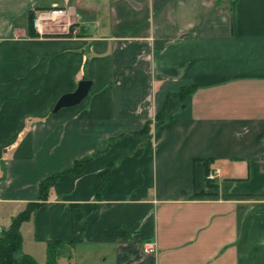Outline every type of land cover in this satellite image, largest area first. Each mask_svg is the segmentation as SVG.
<instances>
[{"label": "crops", "instance_id": "crops-1", "mask_svg": "<svg viewBox=\"0 0 264 264\" xmlns=\"http://www.w3.org/2000/svg\"><path fill=\"white\" fill-rule=\"evenodd\" d=\"M55 5L65 28L31 35L28 10ZM83 78L89 93L54 111ZM90 155L28 219L44 250L62 240L68 264H264V0H0L5 226Z\"/></svg>", "mask_w": 264, "mask_h": 264}, {"label": "trees", "instance_id": "trees-1", "mask_svg": "<svg viewBox=\"0 0 264 264\" xmlns=\"http://www.w3.org/2000/svg\"><path fill=\"white\" fill-rule=\"evenodd\" d=\"M37 11L33 8L29 9L27 12V30L31 35H39V31L35 26V17ZM191 90L190 86L182 87L177 94L181 97L185 96ZM161 117V112L156 115ZM150 129V121H148L144 127V131ZM141 131H139L140 133ZM93 155L84 156L76 159L73 165L69 168L56 171L45 177L40 182V199L29 201L25 208L18 212L12 217V220L7 226H0V264H59L57 260L58 247L62 244V240L56 239L51 240L48 245V257L44 262H40L33 254L29 252H24L23 247V234L21 231V225L24 220L30 218L34 210L42 204L43 200L47 199L49 192L54 184L70 174L81 173L88 160H90ZM107 171L100 173L97 176L96 190L99 191L106 178ZM217 181L214 180V185Z\"/></svg>", "mask_w": 264, "mask_h": 264}, {"label": "rangeland", "instance_id": "rangeland-1", "mask_svg": "<svg viewBox=\"0 0 264 264\" xmlns=\"http://www.w3.org/2000/svg\"><path fill=\"white\" fill-rule=\"evenodd\" d=\"M68 22V18L66 16V14L61 15L59 17H56L53 20H49L48 22H46V27L48 29L54 30V31H61L65 28V24ZM24 206H21L19 208V210H21ZM2 210V215L3 212H7L6 211V207H1ZM4 212V214H5ZM2 215H0V224L5 226L6 223L8 222V219H4V217H1ZM6 216V215H4ZM29 219V218H28ZM24 220L21 226V231L23 233V251L24 252H29L31 254H33L40 262H44L47 257H48V252L44 247L39 244L38 242L35 241L34 237H33V230L31 229L32 227V221L31 220ZM67 256V255H66ZM62 255L57 256V260L59 264H68V260L67 257Z\"/></svg>", "mask_w": 264, "mask_h": 264}, {"label": "water", "instance_id": "water-1", "mask_svg": "<svg viewBox=\"0 0 264 264\" xmlns=\"http://www.w3.org/2000/svg\"><path fill=\"white\" fill-rule=\"evenodd\" d=\"M92 80L83 78L79 81L75 90L63 93L57 100L54 111L63 106H70L79 103L90 91Z\"/></svg>", "mask_w": 264, "mask_h": 264}, {"label": "built area", "instance_id": "built-area-1", "mask_svg": "<svg viewBox=\"0 0 264 264\" xmlns=\"http://www.w3.org/2000/svg\"><path fill=\"white\" fill-rule=\"evenodd\" d=\"M64 13H65L64 9H62L61 7H57V5H55L54 7L41 9L37 12V15L35 17V26L39 27L44 21L53 20L56 17L63 15ZM208 177L209 178L215 177V171L214 173H209ZM155 249H156L155 242L151 241L145 244L146 251H153Z\"/></svg>", "mask_w": 264, "mask_h": 264}]
</instances>
